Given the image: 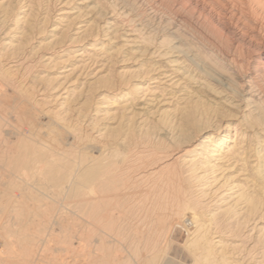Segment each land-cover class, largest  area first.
<instances>
[{
  "label": "rangeland",
  "instance_id": "obj_1",
  "mask_svg": "<svg viewBox=\"0 0 264 264\" xmlns=\"http://www.w3.org/2000/svg\"><path fill=\"white\" fill-rule=\"evenodd\" d=\"M180 1L186 4L178 10L175 6ZM187 1L166 0L160 5L155 0H138L137 4L131 0H0V115L18 117L19 122L13 124L16 128L10 127L13 132L17 129L31 131L30 134L38 135L52 148L64 149L68 154L76 151L90 164L107 167L116 164L120 168L127 161L138 162V159L156 155H174L186 148L191 150L215 134L218 125L224 124L225 129V120L232 117L229 122L238 124L240 132L234 139L232 130L231 140L242 141L237 148L241 152L246 148L245 157L227 156L226 150L233 146L231 143L220 152L210 146L209 153L195 159L191 157L193 154H187L179 158L176 171L180 175L173 182L167 180L168 175L164 176L161 181L166 186L163 184L161 188L166 191L171 187L167 183L178 186L180 182L187 199L194 204L200 223L205 226L201 231L210 234L207 239L218 237L216 230L211 229L213 221H221L223 231L227 232L229 227L224 221L227 213L247 216L246 208L244 213L241 210L242 203L254 194L261 221L247 224L248 228L241 224L239 231L244 237L238 240L245 243H240V249H233L239 241L222 244L218 238L213 241L232 264L238 261L264 264V165L260 170L263 175L256 177L257 152L261 147L255 139H250L260 132L264 140V117L245 118L247 113L237 108L241 113L227 106L218 107L216 103L225 96L224 86H219L191 54L198 47L204 50L205 46L209 50L206 49V54L201 51L200 55L212 64L215 63L212 60H219L221 64L215 55L217 51L238 43L240 50L247 46L248 36L241 33L235 23L219 17L207 5L204 7L200 0ZM194 3L199 4L196 10ZM67 9L71 10L70 14L61 16ZM123 9L131 11L134 22L124 25L120 18L119 24L113 21L112 11L120 14ZM181 15L188 19V24L178 20ZM108 21L115 25H106ZM130 27L140 31L138 37L130 36ZM173 27H178L183 37L171 34L169 29ZM207 40L214 46H207ZM161 41L163 54L179 46L180 51H173L161 60L150 56ZM166 58L177 62L166 69L163 66ZM158 66L168 72H162ZM174 68L178 72L172 75L174 77H167ZM120 89L122 93L115 97ZM2 140L5 144L4 149L0 147L3 149L0 155L6 162L5 149L16 152L22 141L12 134L3 135ZM211 153L214 157L206 163L203 159H209ZM248 155L251 158L247 163ZM4 173L0 169V264H125L131 247L123 244L115 248L110 238L92 232L95 228L91 224L70 212L75 209L69 206L66 196L59 198L50 193L41 202L38 197L42 192L47 193L43 180L23 176L20 172L24 180L17 174L15 181H9L2 178ZM135 175L137 172L127 178L132 180ZM21 182L27 183V188ZM143 192L141 186L136 191L138 195ZM144 212L158 213L151 196ZM169 213L170 210L166 230H159L163 232V239H151L147 245L139 239L136 249L145 254L152 245H159L165 247L170 264H191L190 244L195 238L190 234L193 219ZM140 217L141 214L134 219L140 220ZM46 222L50 224H44ZM180 222L185 228L178 227ZM124 233L129 234V231ZM77 235L81 242L75 239ZM114 251L121 253L116 255Z\"/></svg>",
  "mask_w": 264,
  "mask_h": 264
},
{
  "label": "bare ground",
  "instance_id": "obj_2",
  "mask_svg": "<svg viewBox=\"0 0 264 264\" xmlns=\"http://www.w3.org/2000/svg\"><path fill=\"white\" fill-rule=\"evenodd\" d=\"M131 1H133L134 4L139 3L138 0H131ZM190 1L194 2L193 0H189L187 2L189 3ZM200 1L203 3V5L205 4L204 7H206V5L210 7L211 9L210 11H212L213 9L215 12H217V15L219 17L223 18L224 20H228L231 23L232 22L235 23L239 31L245 34L246 37L248 36L247 38L249 40L248 44H246L247 45L246 47H240L241 51L239 50V45H238L239 43L236 45L232 44L228 46L229 47L228 49L226 47L227 51H224L226 50L224 48H223L224 50L223 49L218 50L215 55L221 60L220 61L221 64L218 62L219 60L218 61L212 60L215 62L214 64H212L211 62H209V60H207L206 57L204 56L202 57L200 55L201 51H202L201 53L206 54L207 52L206 49L209 50L207 47L205 46L204 48L202 47L204 50L198 47L196 51H194L195 49L192 50L193 47L191 48V50L194 51L191 52L192 57L197 61V63H199V66L201 65L202 68L204 67V69H206V71L208 70V72L213 75V78L216 79L215 81L219 83V86L222 84L225 88L224 98L219 99L216 105L218 107L227 106L230 108V109L228 108L229 110L237 108L238 110L246 112L247 114L244 116L245 118L246 117L248 118V116H253L255 117V119H260L264 117V0H223V1L200 0ZM164 2H166V0H155V3L160 5L164 4ZM185 4L186 3L184 2L178 3L175 6V8H178V10L179 8L183 9V7H185L184 6ZM195 5L196 7L194 8L196 10L197 7H199V4L197 3ZM69 10L67 9L62 11L60 15L64 17L69 15L71 12V10L70 12ZM127 10L125 9L124 11L123 9V12L121 11L120 14H118L115 10H113L111 18L113 19V21H117V23L120 18L121 20H123L121 22L119 21L120 23L124 24L125 22H127L129 24V22L134 20L133 18L134 16L131 14V11H127ZM178 20L183 24L189 23L188 19L183 15L179 16ZM106 25L114 26L115 24L112 22L110 23L108 21L106 22ZM130 28L131 29H128V31L130 32V33L128 32L130 36L138 37L140 31L136 28H132V27ZM109 29H111V27ZM169 30L171 34L176 35V37H183V35L180 36L178 27H173L172 29ZM219 31L221 32L220 29ZM176 41H180L178 43L179 44L181 43V45L183 44L181 40L176 39ZM162 42L163 41L159 43V46H157L158 48L156 49V51L149 54L150 56H154L155 58L157 57L161 60L162 58L166 57L167 54H170L173 51H175L176 53L177 51H180L179 50L180 46H179V48L175 47L171 51L167 53L164 52L163 54L162 52H160L161 49L163 48ZM208 45L214 46V43L207 40V46ZM163 62L165 63L163 64L164 68L167 69V68H172L173 63H176L177 61L175 62L168 59L166 61L164 60ZM169 65L172 66L169 67ZM158 67H161V70L163 69L162 66H158ZM164 71L162 70V72ZM165 72L167 73L168 71ZM177 72L178 70L174 68L172 69L171 75L167 77H174L172 75L176 74ZM231 76L234 77L235 80H233ZM170 81L172 82V79ZM156 82L157 81H154V83ZM121 93L122 90L121 89L118 90L116 94L114 93L115 97L116 95H119ZM235 102L237 104H235ZM239 104H241V106H239ZM231 118L232 117H230L229 119ZM227 119L225 120L226 122H224L226 124L225 129H224V124L218 125L219 126V127L217 126L218 129L216 131L214 129L215 131V134H213L214 136L209 134L210 136L207 137L206 140H204L203 142H201L199 145L195 146V148L191 150L186 148L180 153L174 155L173 154H170L168 156L156 155V156L148 157L146 159H138V162L127 161L125 164L123 163L124 166L120 168L116 166V164L110 165L109 167L96 163L90 164V162L84 159L85 157L83 158V156L82 157L79 156L80 155L79 153H78L79 155H77L76 151L70 152V154H68V152L65 151L64 149L52 148V146L48 142H46L43 139H40L38 135L30 134L32 133L31 131L28 132V130H26L24 132L23 130L17 129L16 132L15 131L13 132L10 130V127H13L14 123L19 122L18 117L10 114V117L5 118L2 115H0V147L1 146L3 147L5 144V142L2 140V136L5 134L15 135L19 137L20 140L22 141V143L17 148L16 152H12L9 151L8 149H5L6 153L4 152L3 154H7L6 162L5 160L2 159V155H0L1 157L0 169L5 172L2 178L9 181H15L18 174V178L24 180V178H22V176L20 175L21 172L23 176L29 175L31 177H36L39 181L43 180V182L45 183L43 187H45L44 189L47 193L42 192L40 194L38 198L41 202H43L42 201L43 199L46 200V197H48L49 196L48 194L50 193H52L53 196H57L59 198H64L66 196L67 198L66 197L65 198L68 199L69 206L71 205L73 209H75V210H70V212L79 215L80 218H82V220H84L87 224H91L95 228L92 230V232L97 234L100 233L104 235L106 238H110L115 248L118 245L123 246V244H126V246L129 245V247H131L130 250H128V248L126 249L128 250L129 253L128 257H125L123 255L125 259H127L125 264H170L171 263L170 262L171 259L168 257V255H166L167 253H165L166 250H163L165 247L163 248L162 246L160 247L159 245L158 247H155L152 245V249L147 251L145 254H142L138 249H136L137 242L139 239L143 244L149 243L151 239L152 240L154 239L155 241L156 240L159 241L160 239H163V232L160 233L159 230L163 231L166 230L167 228V224L169 222L167 216L168 210H170L169 213L170 216L175 214L177 215V217L190 216L193 219L191 220L192 223L194 222L193 224L194 227H192L193 229L190 230L192 231V233L190 234L194 235L195 238L190 244L191 252L189 253V255H190V260L192 262L191 264H232L231 262H228V259L225 256L224 251H220L221 248L220 250L217 248L216 242H214L213 239L214 238L220 239L219 241L221 242L218 241L219 244L220 243L222 244V242L224 241H233V242L239 241L238 243L239 245L233 246L232 245L233 242L231 244L234 250H238V248L240 247V243L243 244L245 243V241L243 242L242 240H238L239 237H244L240 234L239 231L241 224L244 223V225L247 226L248 228L247 224L250 223L255 224L257 223L258 219L259 222L261 221V218L258 217L256 196L254 197L253 196L254 194L249 195V198L245 201V203L244 202L242 203L244 204V207H242L241 210L243 211L246 208V212H248L247 216L241 215L240 217L239 216L240 214L230 215L229 213H227V216L223 215L225 217L224 218L225 220L224 219L223 220L226 222L227 227H229L227 228L229 232L223 231V226H221L222 224L221 221H213L212 225L214 227H212L211 229L216 230L215 235L218 234V237L216 236L214 238L212 237L211 239L210 238L207 239L206 237L208 233L201 231L204 229L205 226L204 224L200 223L199 217L196 214L195 209L193 208L194 204H192L190 200L187 199L186 191L181 186L180 182L178 183V186H176L175 184L170 185L165 181L167 185L171 187L167 188L166 191H163L161 188V186L164 184L161 181V179L164 178V176L168 175L167 180L169 182H173L175 177L177 178L180 175V173L176 171L180 162L179 158H183V157L185 158V155L187 154H193V156H191L193 157L192 159L199 158L209 153L207 150L208 148H210V146H213L214 149L220 152L222 149L226 148L229 143L233 144V146L232 147L229 146L228 150H226L227 156L235 155L236 157L237 154L238 155L240 154L239 156L241 157V155L246 154V150H245L246 148L242 152L240 148H239L240 151L237 148L239 145H241L242 141L239 143L238 142L234 143L233 141L235 137L238 135V131H239L237 126L238 124L232 125L229 122V119L228 120ZM28 126H31V123H29ZM13 128L16 127L14 126ZM232 130H234L235 132L233 140H231ZM246 130H248L247 126H246ZM259 135L260 132H257L254 133L253 136L252 135L250 136V139L252 138L255 139L257 146L261 147V150L257 152L258 167L256 168V175H257L256 177H258L259 175L261 176L263 175L260 170L261 168H263L262 164L264 165V153H263L264 140H261ZM261 135L263 134L261 133ZM243 137H245V133H243ZM250 142H252V140ZM203 144L206 145V147L202 148L201 145ZM247 153H250V151ZM250 156L248 155L247 157V161H246L247 163L249 162L248 160L251 158ZM212 157H214L213 153L210 154L209 159L207 158L203 160L206 163H210V158ZM243 157H245V155ZM184 162L186 163V161L182 160V163ZM174 166L176 167L174 168ZM146 169L149 170L146 171ZM136 172L137 175H135V177L133 176L132 180L127 178L129 174L133 175ZM162 180L164 181V179ZM259 180H263V179L259 178ZM21 184L23 187L26 188L28 186L27 183L25 182H21ZM67 184H70V186H67ZM145 184H147L148 186L144 187ZM140 186L144 189V192L138 195L136 191L140 188ZM164 186L166 185L164 184ZM150 196H151V200L155 202V209L158 211L157 214L154 213L150 214L144 212L146 207V201L149 200ZM168 206H170V208H168ZM140 214H141L140 220H135L134 217L139 216ZM44 224H50V223L46 222ZM193 225L191 224L190 226ZM87 226L89 227V229L93 228L89 225H86V227ZM182 226L183 228H185L186 225H184L183 222H180L178 227L182 228ZM186 228H188V225ZM125 230H128L129 234H125L124 233ZM141 230L144 231L145 233L143 234ZM123 233L125 234L126 240L122 235ZM150 236H154V237H150ZM89 237L90 236H88L87 238ZM75 239L81 242V237L78 236ZM155 241L154 244H156ZM132 247H135V250H133ZM114 252L116 254V251ZM119 253L121 252H118L116 255H118ZM243 257H245V259H248L246 258V256ZM238 260L239 259H237V261ZM242 260H244V258ZM237 263L239 264L240 262L238 261Z\"/></svg>",
  "mask_w": 264,
  "mask_h": 264
}]
</instances>
